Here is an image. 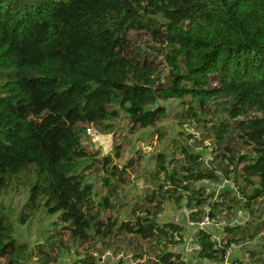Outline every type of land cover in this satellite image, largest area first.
I'll return each instance as SVG.
<instances>
[{
	"label": "trees",
	"instance_id": "1",
	"mask_svg": "<svg viewBox=\"0 0 264 264\" xmlns=\"http://www.w3.org/2000/svg\"><path fill=\"white\" fill-rule=\"evenodd\" d=\"M131 30L149 32L167 43L164 55L171 69L164 81L153 60L146 55L142 60L131 48ZM169 99L180 100L183 109L190 104L191 114L182 117L181 124L194 120L209 133L216 124L209 125L206 115L218 99L225 102L216 112L230 119L263 113L250 122H238L259 143L256 149L237 155L229 145L220 148V169L229 178L234 165L243 178L237 189L240 198L227 189L222 200L213 202L227 208V202H238L251 214L256 200L264 202V0H0V194L16 186L27 190L21 224L38 212L58 216L63 223L58 227L53 221L57 231L28 246L16 238L12 218L0 208V264H59L68 249L63 228L83 241L91 230L99 236L111 232L116 222L100 216L114 209V201L96 192L85 171L97 163L111 164L120 157V146L115 154L98 158L99 150L91 153L83 144L85 125L116 130L111 121L124 111L134 127L154 126L166 113L160 101ZM221 124L220 142L228 125ZM179 134L184 137L177 138L180 159L175 152L169 168L160 153L153 177L158 190L172 192L180 203L187 199L193 209L203 206L206 198L202 188H191L189 182L215 181L219 170L205 164L206 154L196 150L200 141L191 143V135L183 136L182 130ZM107 172L103 179L110 194L116 183L113 176L122 171L114 165ZM158 190L147 196L149 205L165 195ZM136 210L145 213L123 221L121 231L158 244L172 241L170 231H182L172 221L160 225L158 212L150 207ZM192 214L196 220L198 213ZM209 217L216 214L211 211ZM239 227L226 229L242 232ZM211 233L208 227L198 232L199 258L222 262L236 239L222 244L212 240ZM156 258L154 264H191L165 249ZM78 262L99 264V259L88 252Z\"/></svg>",
	"mask_w": 264,
	"mask_h": 264
},
{
	"label": "rangeland",
	"instance_id": "2",
	"mask_svg": "<svg viewBox=\"0 0 264 264\" xmlns=\"http://www.w3.org/2000/svg\"><path fill=\"white\" fill-rule=\"evenodd\" d=\"M129 37L133 41L131 48H134L135 53L142 54V60L146 55L149 61L153 60L154 65L158 66V73L163 81L166 76H170L171 67L164 55L168 47L162 38H154L151 33L142 30H131ZM158 48L160 49L159 55L156 54ZM217 82L215 78L212 80L213 85ZM224 102V99L214 101L210 115H206L208 124H216L215 131L212 130L211 133L202 123L196 127L194 120L181 124L182 117L191 114L188 112L190 104L186 103L183 109L180 100L169 99L160 101L166 107V113L155 122L154 126L134 127L130 118L124 111H121L120 117L111 121L116 130L105 131L103 126L95 125L99 132V139L88 134L84 135V146L91 153L99 150L98 158L107 154H115L116 145L120 146V157L114 158L111 164L105 166L103 163H97L95 167L85 171L88 174V180L94 183L96 192L100 195H110L115 204L114 209L101 213V220L108 222L111 218L116 225L111 232L106 228L108 233L102 236L93 234L94 230H91L90 238L84 241L72 237L69 229L63 228V238L68 249L63 251L59 264H81L78 260L88 252L97 256L99 264L106 262L108 264H154L160 249L180 253L191 264H234V261L238 264H264V202L261 199L256 200L251 214L238 202H227L231 208L213 205L215 200L223 199V191L227 189L236 192L239 199L238 183L244 182L243 178L239 177L232 168L233 172L229 178L220 169L218 165L222 158L220 148L229 145L237 155L256 149L259 143L251 137V134H247L245 130L238 127V122L244 120L250 122L256 119V115L263 116V113L252 111L238 119H230L225 113L216 112V108H220ZM202 113L205 114V112ZM221 123L228 124L227 130L222 129L224 133L222 143L218 136V127L224 126ZM208 124L207 126L210 127ZM181 130L184 132L183 136L186 137L187 134L192 136L191 143H194V140L201 142L196 150L206 154L204 161L206 165L208 162L212 168L217 167L219 170L217 172L219 178L215 181L202 179L197 183L189 182L188 185L191 188L194 186L202 188L206 198L203 206H196L193 209L186 204L187 199L180 203L174 195H171L172 192L166 193L158 190L159 182L153 177L160 153H164L166 163L170 161L175 152L178 153L177 158L180 159L179 150H177L180 144L177 138L182 137L179 134ZM227 162V160L224 161L223 165ZM172 164L168 163L169 168L173 166ZM114 165L120 168L122 174L118 173L113 176L116 183L112 187V193L109 194L110 191L104 184L103 177L108 174L107 170L111 171ZM243 166L244 162L238 163V170H241ZM161 182H164V173L161 174ZM169 185L170 182H167L168 187ZM154 190L165 195L159 194L157 201L149 205L147 196ZM27 198V190L22 186H16L8 193L0 194V208L12 218L16 227V238L28 246H33L42 241L45 234L57 231L53 229V221L58 222V227H61L63 223L58 216L49 217L43 212H38L25 224H21L19 216L23 212ZM160 200L161 205L158 207L157 202ZM137 202L139 205L136 204ZM140 205L150 207L152 213L157 211L155 218L160 225L172 221L180 224L182 231L173 233L170 231L172 241L166 244H158L157 241L143 238L138 233L121 231L120 226L123 221L134 220L137 214L145 213L136 210ZM211 211L216 214L214 219L209 217ZM192 212L198 213L195 215L196 220L193 219ZM94 224L96 225V222ZM227 225H239V230L242 232H230L226 229ZM199 226L208 227L213 232V236L222 244L233 237L236 239L228 248L226 258L222 262L199 258L196 249L199 246L197 233ZM30 264H36V262L32 261Z\"/></svg>",
	"mask_w": 264,
	"mask_h": 264
},
{
	"label": "built area",
	"instance_id": "3",
	"mask_svg": "<svg viewBox=\"0 0 264 264\" xmlns=\"http://www.w3.org/2000/svg\"><path fill=\"white\" fill-rule=\"evenodd\" d=\"M86 126V134H85V136L88 134V135H90V136H93V137H96V139H99V132H98V130H97V128H96V126L94 125V124H86L85 125ZM213 163V162H212ZM207 165H208V167H211L209 164H208V162H207ZM233 169L234 168V165H231L230 166V169ZM211 181V180H210ZM212 182V181H211ZM204 226H199V229H198V232H199V230L201 229V228H203ZM197 232V233H198ZM212 234V240H214V241H218L217 240V238L215 237V236H213L214 234H213V232L211 233ZM219 242V241H218ZM220 243V242H219ZM199 244V243H198ZM219 246H220V244H218L217 246H215L216 248H219ZM199 247V248H198ZM197 252L199 251V250H201V246H200V244H199V246H197ZM227 252H228V249H227V251H226V253H225V256H226V254H227ZM184 259H186V258H184ZM187 260V259H186Z\"/></svg>",
	"mask_w": 264,
	"mask_h": 264
}]
</instances>
